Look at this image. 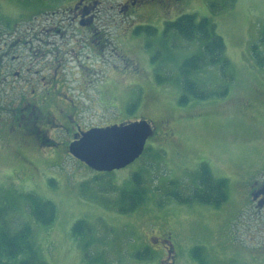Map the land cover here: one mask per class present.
I'll use <instances>...</instances> for the list:
<instances>
[{
	"label": "rangeland",
	"instance_id": "374dc122",
	"mask_svg": "<svg viewBox=\"0 0 264 264\" xmlns=\"http://www.w3.org/2000/svg\"><path fill=\"white\" fill-rule=\"evenodd\" d=\"M184 14L210 18L223 37L235 75L226 97L179 102L180 65L200 52L201 43L187 42L177 34L164 40L163 31L166 21ZM137 22L154 26L156 35L137 34L126 25L112 28L113 43L103 58L94 56L90 44L79 42L73 81L77 91H65L66 99L77 104V122L67 120L72 109L62 105L64 114L59 118L65 128L59 126L52 133L60 145L42 147L33 139L9 135L8 130L0 135L4 218L14 228L31 224L47 264H86L73 236L79 220L89 222L100 239L93 248L101 258L99 264H162L166 250L149 237L167 232L178 264H264V209L256 212L251 194L253 183L264 180V69L251 56L252 46L262 44L264 0H184L163 13L142 15ZM118 47L127 60L118 56L114 50ZM218 71L215 67L193 76L206 81ZM141 119L150 121L156 134L142 156L123 169L98 172L69 153L75 131ZM204 162L216 178L229 180L228 201L216 208L182 204L170 197L175 188L171 182L192 186ZM135 173L143 176L146 199L137 210L122 213L113 206L118 192L112 187L131 188ZM27 193L56 205L52 224L33 218L24 199ZM197 246L204 249L203 263L192 254ZM143 251L149 257L144 253L136 257Z\"/></svg>",
	"mask_w": 264,
	"mask_h": 264
},
{
	"label": "flooded vegetation",
	"instance_id": "af4514ba",
	"mask_svg": "<svg viewBox=\"0 0 264 264\" xmlns=\"http://www.w3.org/2000/svg\"><path fill=\"white\" fill-rule=\"evenodd\" d=\"M180 1L184 0H0V135L8 130L9 135L33 139L42 147L60 145L52 133L59 126L65 128L59 118L64 114L62 105L72 109L67 120L77 122V104L66 99L65 91H77L73 81L77 80L79 42L90 44L94 56L103 58L113 43L112 28L126 25L134 31L143 26L137 22L142 15L163 13ZM120 49L114 50L127 60ZM77 134L73 133L70 143L79 138ZM263 184L264 180L255 181L251 194ZM261 201L264 194L252 199L256 212L264 209ZM149 240L166 250L162 264H178L170 232Z\"/></svg>",
	"mask_w": 264,
	"mask_h": 264
},
{
	"label": "trees",
	"instance_id": "16d2710c",
	"mask_svg": "<svg viewBox=\"0 0 264 264\" xmlns=\"http://www.w3.org/2000/svg\"><path fill=\"white\" fill-rule=\"evenodd\" d=\"M137 34H146L154 37L157 29L154 26L146 25L138 27ZM173 34L179 35L187 42L198 41L201 43V50L198 54L184 60L180 65L183 93L179 99L181 104H187L192 99L208 100L217 97H226L235 75L230 59L226 55V43L217 31L216 25L210 18L197 19L195 14H184L174 21H166L163 31V39L168 40ZM261 45L254 44L251 48V56L256 66L264 69V32L261 38ZM161 54H155L153 60L158 59ZM218 68V74L206 81H199L193 75L205 70ZM194 184L185 187L180 181H172L174 189L169 191V196L182 204L192 205L195 203L210 205L216 208L223 206L229 199V180L227 178H216L210 165L206 162L200 165L195 174ZM182 185V186H181ZM181 186V187H180ZM112 187V186H111ZM117 198L113 202L115 209L122 213H130L137 210L145 202L147 189L144 186V179L141 173L133 175V186L131 188L118 189ZM28 204V210L33 218L43 224H52L57 215L56 205L49 200H44L34 193H27L24 196ZM7 209L1 208L0 224V264H47L42 260L36 243L34 242V230L30 223H21L17 228L10 226L4 218ZM73 236L79 241L83 250L86 264H99L101 258L93 251L97 245L98 236L93 226L86 220H79L73 226ZM99 244V242H98ZM204 253L203 247H195L192 254L199 258ZM149 257L148 251L139 252L136 257L142 254Z\"/></svg>",
	"mask_w": 264,
	"mask_h": 264
},
{
	"label": "water",
	"instance_id": "95a60500",
	"mask_svg": "<svg viewBox=\"0 0 264 264\" xmlns=\"http://www.w3.org/2000/svg\"><path fill=\"white\" fill-rule=\"evenodd\" d=\"M155 135L153 124L146 119L80 132L69 146L70 154L98 172H113L134 163L145 151L147 141ZM264 194H253L254 201ZM264 206V202H259Z\"/></svg>",
	"mask_w": 264,
	"mask_h": 264
}]
</instances>
